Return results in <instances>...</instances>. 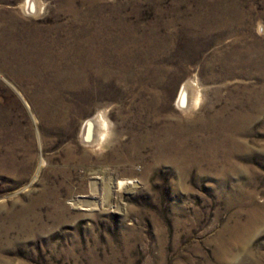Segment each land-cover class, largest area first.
Returning a JSON list of instances; mask_svg holds the SVG:
<instances>
[{
    "label": "rangeland",
    "instance_id": "rangeland-1",
    "mask_svg": "<svg viewBox=\"0 0 264 264\" xmlns=\"http://www.w3.org/2000/svg\"><path fill=\"white\" fill-rule=\"evenodd\" d=\"M27 1L0 0V264H264V0Z\"/></svg>",
    "mask_w": 264,
    "mask_h": 264
},
{
    "label": "bare ground",
    "instance_id": "bare-ground-1",
    "mask_svg": "<svg viewBox=\"0 0 264 264\" xmlns=\"http://www.w3.org/2000/svg\"><path fill=\"white\" fill-rule=\"evenodd\" d=\"M31 1H27L26 8L30 9ZM33 11V10H32ZM181 90V93L177 100V105L182 108V110H191L193 108L199 107L201 104L202 98L200 94L196 98L193 96V87L190 83H186ZM105 127L106 122L102 119V117H94L90 119L84 127L83 130V138L85 142H101L105 136Z\"/></svg>",
    "mask_w": 264,
    "mask_h": 264
}]
</instances>
